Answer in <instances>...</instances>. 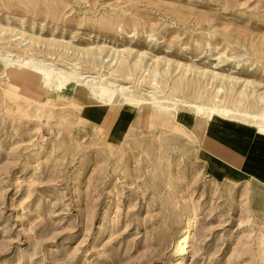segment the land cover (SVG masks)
Segmentation results:
<instances>
[{
    "label": "rangeland",
    "instance_id": "374dc122",
    "mask_svg": "<svg viewBox=\"0 0 264 264\" xmlns=\"http://www.w3.org/2000/svg\"><path fill=\"white\" fill-rule=\"evenodd\" d=\"M212 108L264 114V0H0V264H264V186L190 131L237 126Z\"/></svg>",
    "mask_w": 264,
    "mask_h": 264
},
{
    "label": "crops",
    "instance_id": "0c3cea01",
    "mask_svg": "<svg viewBox=\"0 0 264 264\" xmlns=\"http://www.w3.org/2000/svg\"><path fill=\"white\" fill-rule=\"evenodd\" d=\"M72 94L74 95V91H71ZM74 96L83 104L81 116L89 124L101 126L108 122L109 129L112 127L113 111L108 107L93 104L80 93ZM210 123H213V126L208 130L206 120L195 118L190 125V131L195 140L198 132L204 137L211 171L217 176L245 178L264 186V128L258 130L246 124L232 126ZM260 198L264 200V193H260Z\"/></svg>",
    "mask_w": 264,
    "mask_h": 264
},
{
    "label": "bare ground",
    "instance_id": "6f19581e",
    "mask_svg": "<svg viewBox=\"0 0 264 264\" xmlns=\"http://www.w3.org/2000/svg\"><path fill=\"white\" fill-rule=\"evenodd\" d=\"M18 62V66L19 67H22L23 69H27V68H29V67H31V66H35V67H38L39 69H42V70H44L45 71V75H46V77H51V75H53V72H54V70H51V68L49 69H47V68H45L44 67V65L43 64H41V63H36V62H33V61H21L20 60V62H19V60H17ZM47 67V66H46ZM55 73V72H54ZM56 73L58 74V76H59V79H60V81H59V84H60V86L62 87V83H66V82H68V81H70V80H81L82 82L84 81L85 82V79L86 78H83V77H81V76H79L78 74H76V72H72V73H66V72H63V71H60V70H58V71H56ZM216 75H214V77H215ZM218 77V76H217ZM215 79H216V77H215ZM225 80H226V78H225ZM231 80V79H230ZM43 81V80H42ZM227 81V80H226ZM229 81V80H228ZM234 81V80H233ZM93 82H94V80H93ZM235 82V81H234ZM44 84H45V82H43ZM84 84V83H83ZM79 87H80V85H79ZM113 92V91H112ZM105 93H108V91H105ZM216 93H218V94H221L222 93V90H220L219 88L217 89V92ZM114 94V93H113ZM223 94V93H222ZM100 95V94H99ZM87 96V95H86ZM89 97H90V100H92V101H95L96 102V100H95V98H93L92 96H91V94L89 95ZM101 98V97H100ZM128 102H130V103H133V106L135 107V108H138L139 110H140V107H143V106H146V103L148 102L147 100H142V101H132V100H127ZM106 102V101H105ZM154 109H158V110H160V111H165L166 109H167V111H165V112H168V113H170L171 115H172V120H173V125H178V122L175 120V118L173 117V116H175L177 113H176V109H177V107L176 108H174V109H169V108H164V107H160V106H158L157 105V107H153ZM204 112H206V110H203V109H200V108H196V113L197 114H199V115H204ZM228 114H231L230 113V111H227V110H223V109H215V108H212V109H210V110H208L207 111V116H205L204 118H207V119H209V118H216V119H221V120H228V121H230V122H232V123H235V125H237V126H242V125H245V124H242V123H236V121L235 120H233V119H231V117L230 118H228ZM253 118V121H254V123L251 125V126H253V127H255V128H257V129H260V128H262V126H261V124H258V123H256L257 121H260V122H262L263 123V125H264V114H262V117H252ZM258 119V120H257ZM191 217H188L187 218V220H186V233H185V237L183 238L184 240V242H186L187 241V238H188V232H189V228H190V223H191ZM194 221V220H193ZM192 221V222H193ZM193 225V224H192ZM192 228V227H191ZM184 235V234H183ZM187 243V242H186ZM183 252V251H182ZM179 254V253H178Z\"/></svg>",
    "mask_w": 264,
    "mask_h": 264
}]
</instances>
